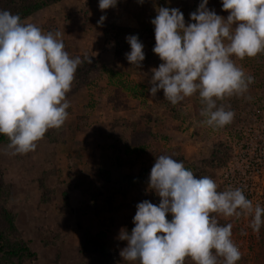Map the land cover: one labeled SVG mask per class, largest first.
Masks as SVG:
<instances>
[{
	"label": "rangeland",
	"instance_id": "1",
	"mask_svg": "<svg viewBox=\"0 0 264 264\" xmlns=\"http://www.w3.org/2000/svg\"><path fill=\"white\" fill-rule=\"evenodd\" d=\"M98 3L63 0L22 20L45 32L59 31L65 50L83 61L67 94L69 117L60 129H50L27 154H9L8 138L0 144V230L7 228L10 214L37 255L26 264H132L120 256L127 242L119 236L133 229L138 203L160 202L146 183L156 157L183 161L222 191L229 164L240 168L242 160L264 149V54L236 60L254 83L245 96L218 101L235 117L224 128H212L202 123L198 94L175 106L163 90L149 94L150 70L162 63L152 51L151 20L157 9L178 8L187 24L201 0H119L105 11ZM207 7L227 18L221 0H209ZM102 15L106 20L98 26ZM130 35L144 45L139 68L125 58ZM217 219L235 223V218ZM259 235L252 256L242 255L238 264H264V226ZM184 264L193 261L186 258Z\"/></svg>",
	"mask_w": 264,
	"mask_h": 264
},
{
	"label": "clouds",
	"instance_id": "2",
	"mask_svg": "<svg viewBox=\"0 0 264 264\" xmlns=\"http://www.w3.org/2000/svg\"><path fill=\"white\" fill-rule=\"evenodd\" d=\"M118 2L99 0L98 7L105 11ZM208 3L201 0L187 24L178 8L157 9L152 51L162 63L150 70L149 94L163 90L173 106L198 94L202 123L219 129L233 122L235 112L218 101L245 96L254 83L236 60L264 54V0H221L227 18ZM105 20L102 15L98 26ZM61 37L0 10V135L8 138L13 156L34 152L45 134L69 117L67 94L83 61L70 56ZM126 42L125 58L139 68L144 45L137 35ZM148 186L159 204L138 203L133 229L119 236L127 242L120 256L132 264H184L186 258L193 264H238L242 253L233 240V224H221L217 216L248 219L256 233L264 226V206L241 188L218 190L214 179L196 176L171 155L156 157Z\"/></svg>",
	"mask_w": 264,
	"mask_h": 264
},
{
	"label": "built area",
	"instance_id": "3",
	"mask_svg": "<svg viewBox=\"0 0 264 264\" xmlns=\"http://www.w3.org/2000/svg\"><path fill=\"white\" fill-rule=\"evenodd\" d=\"M223 177L225 189L241 188L248 199L264 206V149L260 148L258 152L249 155L248 159L242 160L240 168L234 167L233 163L229 164V170ZM234 220L233 240L242 255L252 256L260 235L248 226V219L241 217Z\"/></svg>",
	"mask_w": 264,
	"mask_h": 264
},
{
	"label": "trees",
	"instance_id": "4",
	"mask_svg": "<svg viewBox=\"0 0 264 264\" xmlns=\"http://www.w3.org/2000/svg\"><path fill=\"white\" fill-rule=\"evenodd\" d=\"M21 1H23V3H18ZM62 1L63 0H0V7L5 4L0 10H7L12 14H18L23 20L41 9ZM6 140V136L0 135V144ZM6 216L8 217L7 228L5 230H0V261L9 264L12 263L13 260H16L18 264L35 262L37 259L36 253L31 251L28 244L25 243L19 235L11 215L6 213Z\"/></svg>",
	"mask_w": 264,
	"mask_h": 264
},
{
	"label": "crops",
	"instance_id": "5",
	"mask_svg": "<svg viewBox=\"0 0 264 264\" xmlns=\"http://www.w3.org/2000/svg\"><path fill=\"white\" fill-rule=\"evenodd\" d=\"M186 158V157H185ZM148 181H146V183H147Z\"/></svg>",
	"mask_w": 264,
	"mask_h": 264
}]
</instances>
